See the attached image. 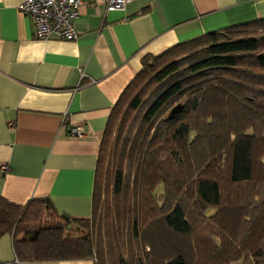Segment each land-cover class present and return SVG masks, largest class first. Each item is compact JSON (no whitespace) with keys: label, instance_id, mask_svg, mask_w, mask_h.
<instances>
[{"label":"trees","instance_id":"obj_1","mask_svg":"<svg viewBox=\"0 0 264 264\" xmlns=\"http://www.w3.org/2000/svg\"><path fill=\"white\" fill-rule=\"evenodd\" d=\"M4 235L23 263L264 264V20L143 58L103 131L90 217L0 197Z\"/></svg>","mask_w":264,"mask_h":264},{"label":"crops","instance_id":"obj_2","mask_svg":"<svg viewBox=\"0 0 264 264\" xmlns=\"http://www.w3.org/2000/svg\"><path fill=\"white\" fill-rule=\"evenodd\" d=\"M21 1L0 0V197L48 199L72 220L90 217L101 137L143 58L264 20V0H131L121 11L85 3L75 40H40ZM72 126L84 135L71 136ZM13 257L11 237H0V262Z\"/></svg>","mask_w":264,"mask_h":264},{"label":"built area","instance_id":"obj_3","mask_svg":"<svg viewBox=\"0 0 264 264\" xmlns=\"http://www.w3.org/2000/svg\"><path fill=\"white\" fill-rule=\"evenodd\" d=\"M131 0H22L19 12L29 18L35 27L36 36L40 40L73 41L77 34L75 22L79 18V9L85 3L103 5L107 11H121ZM11 125V124H10ZM71 136L80 138L84 135L79 126L69 129ZM5 171L4 165L0 166ZM0 264H23L14 255L9 262Z\"/></svg>","mask_w":264,"mask_h":264},{"label":"water","instance_id":"obj_4","mask_svg":"<svg viewBox=\"0 0 264 264\" xmlns=\"http://www.w3.org/2000/svg\"><path fill=\"white\" fill-rule=\"evenodd\" d=\"M176 111V108L173 110V112H175Z\"/></svg>","mask_w":264,"mask_h":264},{"label":"rangeland","instance_id":"obj_5","mask_svg":"<svg viewBox=\"0 0 264 264\" xmlns=\"http://www.w3.org/2000/svg\"><path fill=\"white\" fill-rule=\"evenodd\" d=\"M231 264H235V263H231ZM236 264H239V263H236Z\"/></svg>","mask_w":264,"mask_h":264}]
</instances>
